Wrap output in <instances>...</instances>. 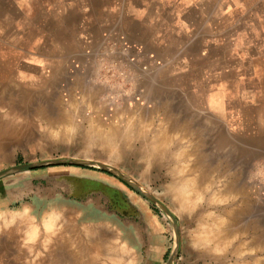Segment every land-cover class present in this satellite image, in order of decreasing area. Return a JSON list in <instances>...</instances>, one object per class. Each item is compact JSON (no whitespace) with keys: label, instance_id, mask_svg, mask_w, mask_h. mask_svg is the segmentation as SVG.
<instances>
[{"label":"rangeland","instance_id":"1","mask_svg":"<svg viewBox=\"0 0 264 264\" xmlns=\"http://www.w3.org/2000/svg\"><path fill=\"white\" fill-rule=\"evenodd\" d=\"M69 1L0 0V169L43 162L0 176L12 201L0 264H142L159 244L165 264L175 240L172 264H264V160L245 144L250 130L215 144L219 132L183 129L164 94L128 98L132 83L105 79L86 43H53L50 18ZM96 127L113 133L115 153L92 146ZM70 159L85 164L51 162Z\"/></svg>","mask_w":264,"mask_h":264},{"label":"crops","instance_id":"2","mask_svg":"<svg viewBox=\"0 0 264 264\" xmlns=\"http://www.w3.org/2000/svg\"><path fill=\"white\" fill-rule=\"evenodd\" d=\"M67 4L50 18L53 43L66 36L72 44L86 43L95 58L101 55L105 79L118 74L120 87L132 83L128 98L152 103L164 94L183 129L219 132L213 135L215 144L228 138L236 144L243 138L238 132L250 130L245 144L254 158L264 160V0ZM204 120L213 126L206 127ZM7 198L0 194V211L11 205ZM165 249L159 244L158 253L142 264H161Z\"/></svg>","mask_w":264,"mask_h":264},{"label":"bare ground","instance_id":"3","mask_svg":"<svg viewBox=\"0 0 264 264\" xmlns=\"http://www.w3.org/2000/svg\"><path fill=\"white\" fill-rule=\"evenodd\" d=\"M71 105H72V103H71ZM178 121V120H177ZM146 122V121H145ZM128 124V123H127ZM127 126H129V125H127ZM130 127V126H129ZM163 128H165V127H163ZM75 129V128H74ZM73 129V130H74ZM104 129V128H103ZM185 129V128H184ZM72 130V131H73ZM166 130V129H165ZM164 130V131H165ZM196 130V129H195ZM55 131H56V129H55ZM93 132H92V135H90V137H89V141L91 140V143L94 141V143H97L96 141H95V139L96 140H98V143L96 144V145H98V144H100V145H102L101 147H103L105 150H108L109 152H113V153H115V147L118 145H116V143H115V141H114V135H113V133L111 132V131H109V130H103V131H98V128L96 127L95 129H93L92 130ZM168 131V130H167ZM176 131V130H175ZM74 132V131H73ZM124 132V131H123ZM129 131H127V133H128ZM161 132H162V130H161ZM179 132V131H178ZM177 132V133H178ZM126 133V134H127ZM153 133H154V131H153ZM91 134V133H90ZM119 134V133H118ZM124 134V133H123ZM129 134V135H128ZM127 135V137L126 136H124V140L126 139L127 141L130 139V138H128V137H130V132L128 133ZM159 135H161V134H159ZM158 136V135H157ZM95 138V139H94ZM156 138V137H155ZM94 139V140H93ZM122 139V138H121ZM123 140V141H124ZM100 142V143H99ZM89 143V142H88ZM91 143H89V144H91ZM94 143H92V146H94L93 144ZM125 143H127L126 141H125ZM130 143V142H129ZM168 143V142H167ZM129 145V144H128ZM198 145V144H197ZM87 146H90V145H87ZM91 146V147H92ZM160 146H161V143H157V141L155 140H153V142H149L148 143V147L146 148L145 147V154L148 156V157H152V156H154V155H157L158 153V150H159V148H160ZM193 146V145H192ZM85 148V147H84ZM188 148V147H187ZM86 149V148H85ZM87 149H89V148H87ZM117 149H118V147H117ZM147 149V150H146ZM103 150V149H102ZM107 151V152H108ZM162 151V150H161ZM160 151V152H161ZM195 151V150H194ZM109 152H108V154H109ZM106 153V152H105ZM162 153V152H161ZM183 153V152H182ZM91 154H92V152H91ZM110 155H111V153H110ZM119 155V154H118ZM180 161V160H179ZM191 163V162H190ZM171 166V165H170ZM175 166H177V165H175ZM172 167V166H171ZM173 168V167H172ZM175 185V184H174ZM185 185V184H184ZM208 185V184H207ZM175 194V193H174ZM191 197V196H190ZM220 199V198H219ZM178 201V200H177ZM241 213V212H240ZM243 215V214H242ZM221 222H222V220H221ZM220 226H222V225H220ZM224 226V225H223ZM226 226V225H225ZM226 228V227H225ZM209 229V228H208ZM221 229H222V227H221ZM214 230H215V233L217 234V235H219L220 233H221V231H220V228H219V224H217V226L215 227L214 226ZM214 233V234H215ZM233 233V232H232ZM224 234V233H223ZM228 235V234H227ZM232 235V234H231ZM231 238V237H230ZM233 240V239H232ZM239 241V240H238ZM248 244V243H247ZM247 246V245H246ZM89 259H91V258H89ZM242 260V259H241ZM231 263V262H230ZM228 264V263H227Z\"/></svg>","mask_w":264,"mask_h":264},{"label":"water","instance_id":"4","mask_svg":"<svg viewBox=\"0 0 264 264\" xmlns=\"http://www.w3.org/2000/svg\"><path fill=\"white\" fill-rule=\"evenodd\" d=\"M51 162L54 163H64V162H68V163H72V164H85L84 162L78 161V160H74V159H70V160H53ZM43 162H35V163H31V162H27V163H18V164H14L5 168L0 169V176L11 172V171H16V170H24V169H29V168H33L35 166H39L42 165ZM129 183V182H128ZM134 189L138 190L141 192V189L138 186H135L131 183H129ZM155 202H157V200L154 198L153 199ZM177 240H175V244L173 245V247L171 248L169 255H168V259L166 261L165 264H172L173 259L175 257L176 254V248H177Z\"/></svg>","mask_w":264,"mask_h":264},{"label":"built area","instance_id":"5","mask_svg":"<svg viewBox=\"0 0 264 264\" xmlns=\"http://www.w3.org/2000/svg\"><path fill=\"white\" fill-rule=\"evenodd\" d=\"M257 187H258L259 194L262 197H264V171H262V173L259 174Z\"/></svg>","mask_w":264,"mask_h":264}]
</instances>
